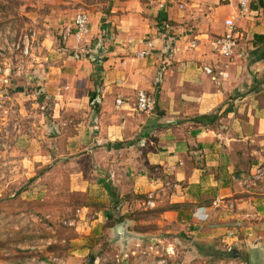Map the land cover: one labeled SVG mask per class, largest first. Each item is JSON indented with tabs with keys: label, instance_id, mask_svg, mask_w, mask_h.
Instances as JSON below:
<instances>
[{
	"label": "crops",
	"instance_id": "0c3cea01",
	"mask_svg": "<svg viewBox=\"0 0 264 264\" xmlns=\"http://www.w3.org/2000/svg\"><path fill=\"white\" fill-rule=\"evenodd\" d=\"M58 1L64 19L86 11L91 31L50 53V114L65 134L46 153L32 144L29 167L47 163L67 175L82 200L81 218L94 214L92 223L113 217V200L124 215L158 213L159 225L175 234L178 225L191 238L204 234L198 220L217 212L233 217V198L264 218V180H253L243 165L247 146L259 158L264 152V0H253L238 20L232 59L211 42L224 33V20L238 15L236 0ZM147 41L152 53L141 58ZM138 90L153 94L154 113L133 110ZM118 97L126 101L120 108ZM31 177L44 193L47 182Z\"/></svg>",
	"mask_w": 264,
	"mask_h": 264
},
{
	"label": "rangeland",
	"instance_id": "374dc122",
	"mask_svg": "<svg viewBox=\"0 0 264 264\" xmlns=\"http://www.w3.org/2000/svg\"><path fill=\"white\" fill-rule=\"evenodd\" d=\"M60 5L58 0H0V264H250L249 243L264 245V228L257 226L262 222L264 227V218L250 210L247 200L227 202L233 217L217 212L198 220L204 234L191 238L178 225L176 234L159 225L158 213L134 209L124 215L114 200L109 205L113 217L92 223L91 214L83 220L82 200L69 190L67 175L47 163L29 167L32 144L46 153L65 134L50 114L53 99L46 87L50 53L74 37H63L72 16L60 17ZM245 152L243 165L252 178L256 166L264 168V152L261 158L251 146ZM36 175L47 182L44 193L33 188L36 177L31 176ZM261 191L254 185L253 192ZM122 216L148 237L126 245L113 241L111 230ZM229 246L241 257H222Z\"/></svg>",
	"mask_w": 264,
	"mask_h": 264
},
{
	"label": "built area",
	"instance_id": "2783aa9c",
	"mask_svg": "<svg viewBox=\"0 0 264 264\" xmlns=\"http://www.w3.org/2000/svg\"><path fill=\"white\" fill-rule=\"evenodd\" d=\"M223 3H227L230 0H221ZM253 0H236L237 2V8H238V15L237 16H228L224 20V27L225 31L224 33L213 39L211 42L213 51L227 57L228 59H232V57L235 54V49L239 43V40L241 38V33L239 31L238 26V20L241 18H244L250 14V4ZM164 5L161 4V7ZM91 31V22L89 14L84 11L80 10L76 13L74 16L72 23L67 26V29L63 33V37L66 40L68 36H74L77 41L83 40ZM147 47L145 49H142L138 55L141 58H146L151 55L152 48H153V42L147 41ZM195 45V44H193ZM204 71L208 74H212V69L208 66H205ZM125 100L122 97H118L116 99V107L120 108L123 104H125ZM156 99L153 96L152 93H150L147 90H138L136 94L135 101L132 104V108L135 111L142 112L145 114H152L156 110ZM259 166L257 167V170L254 171L251 176L254 178L255 181H261L258 179H262L264 175V168H261ZM263 237V236H262ZM252 244H260V242H254ZM235 247L229 246L228 251L233 252V249Z\"/></svg>",
	"mask_w": 264,
	"mask_h": 264
},
{
	"label": "water",
	"instance_id": "95a60500",
	"mask_svg": "<svg viewBox=\"0 0 264 264\" xmlns=\"http://www.w3.org/2000/svg\"><path fill=\"white\" fill-rule=\"evenodd\" d=\"M130 225L129 219H124L114 225L112 228V240L121 243L122 245L128 244L130 240H142L143 237L133 231L128 226ZM233 257L240 258L242 252L238 251L237 248L233 249ZM248 254L250 264H263L264 263V245L250 244L248 246Z\"/></svg>",
	"mask_w": 264,
	"mask_h": 264
},
{
	"label": "trees",
	"instance_id": "16d2710c",
	"mask_svg": "<svg viewBox=\"0 0 264 264\" xmlns=\"http://www.w3.org/2000/svg\"><path fill=\"white\" fill-rule=\"evenodd\" d=\"M261 37H264V36H261ZM262 83L264 84V81ZM44 96L47 97L46 95H43L41 98L42 100H43ZM47 114H49V113H47ZM116 201L119 202V200H116ZM126 217H128V216H122L121 218H118L117 220L121 221V220L125 219ZM227 255H232V252H229V251L222 252V257H227Z\"/></svg>",
	"mask_w": 264,
	"mask_h": 264
}]
</instances>
